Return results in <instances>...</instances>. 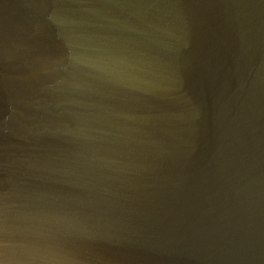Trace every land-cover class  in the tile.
<instances>
[{
    "label": "water",
    "instance_id": "water-1",
    "mask_svg": "<svg viewBox=\"0 0 264 264\" xmlns=\"http://www.w3.org/2000/svg\"><path fill=\"white\" fill-rule=\"evenodd\" d=\"M0 264H264V0H0Z\"/></svg>",
    "mask_w": 264,
    "mask_h": 264
}]
</instances>
